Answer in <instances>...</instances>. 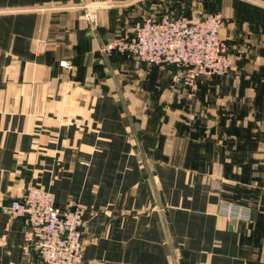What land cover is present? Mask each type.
Listing matches in <instances>:
<instances>
[{"label":"crops","instance_id":"0c3cea01","mask_svg":"<svg viewBox=\"0 0 264 264\" xmlns=\"http://www.w3.org/2000/svg\"><path fill=\"white\" fill-rule=\"evenodd\" d=\"M136 1L0 0V264H42L1 209L32 187L83 209L81 264H264V0L198 8L234 63L192 87L104 51Z\"/></svg>","mask_w":264,"mask_h":264},{"label":"built area","instance_id":"2783aa9c","mask_svg":"<svg viewBox=\"0 0 264 264\" xmlns=\"http://www.w3.org/2000/svg\"><path fill=\"white\" fill-rule=\"evenodd\" d=\"M84 18L89 23L96 19L89 9ZM220 25L219 14L148 17L131 36L115 38L104 51H118L147 65L173 66L177 73L172 81L192 87L198 77L222 76L233 64L230 46L219 36ZM1 209L23 222L25 255L34 251L42 264H81L85 219L78 205L60 209L50 191L32 187Z\"/></svg>","mask_w":264,"mask_h":264},{"label":"rangeland","instance_id":"374dc122","mask_svg":"<svg viewBox=\"0 0 264 264\" xmlns=\"http://www.w3.org/2000/svg\"><path fill=\"white\" fill-rule=\"evenodd\" d=\"M216 4V0H138L134 4H132L134 5V7H132L133 10L131 9V12H133L134 14L132 19H130L131 17L128 19L132 20L131 23L133 26L142 18H154L157 15L171 16L172 13L196 12L198 11L199 7H201L203 11H207L211 10V8L213 7H216ZM219 15L221 19V28L223 25V16L221 14ZM130 20L128 21L129 23ZM231 56L234 63V55L231 54Z\"/></svg>","mask_w":264,"mask_h":264},{"label":"trees","instance_id":"16d2710c","mask_svg":"<svg viewBox=\"0 0 264 264\" xmlns=\"http://www.w3.org/2000/svg\"><path fill=\"white\" fill-rule=\"evenodd\" d=\"M181 14H183V15H190L191 12L172 13L171 16H172V17H177V16H179V15H181ZM205 14H215V13H212V12H206V13H203V15H205ZM161 17H162V15H157V16H155L154 18H155V19H159V18H161ZM144 19H145V18L141 19V20L137 23V25H140V24L144 21ZM137 25H135V27H136ZM135 27L133 28V30L131 31V33L129 34V36L132 35V33H133ZM126 36H127V35H126ZM123 37H124V36H123ZM111 52H118V51H111ZM122 54H123V53H122ZM124 55H126V54H124ZM209 77H213V76H209ZM198 78H199V77H198ZM198 78H197V79H198Z\"/></svg>","mask_w":264,"mask_h":264},{"label":"water","instance_id":"95a60500","mask_svg":"<svg viewBox=\"0 0 264 264\" xmlns=\"http://www.w3.org/2000/svg\"><path fill=\"white\" fill-rule=\"evenodd\" d=\"M90 24H91V26H92V27H94V26H95V22H91Z\"/></svg>","mask_w":264,"mask_h":264}]
</instances>
